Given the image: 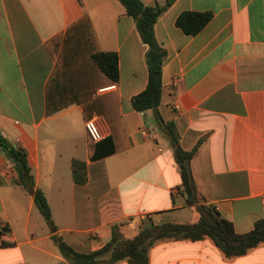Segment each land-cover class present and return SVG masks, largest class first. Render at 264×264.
Segmentation results:
<instances>
[{"label":"crops","instance_id":"crops-1","mask_svg":"<svg viewBox=\"0 0 264 264\" xmlns=\"http://www.w3.org/2000/svg\"><path fill=\"white\" fill-rule=\"evenodd\" d=\"M183 11L212 16L198 33L187 35L175 25ZM83 15L100 50L118 56L116 88L98 93L110 84L102 85L95 94H117L120 126L111 129L93 112L104 133L97 142L86 134L80 104L46 113V85L65 41L61 35ZM76 33L73 28L67 35ZM154 34L167 52L159 113L164 122H174L183 149L197 145L190 168L199 194L237 233L248 232L264 217V0H174L158 17ZM146 49L118 0H0V133L26 150L51 214L50 194L59 214H72L71 225L53 224L81 252L101 248L113 224L132 237L148 218H198L179 190L168 137L152 111L137 112L131 105L147 83ZM53 140H63V146ZM74 159L85 163L84 184L73 181ZM15 178L0 149V224L14 241L0 245V264L66 263L46 222L34 214L33 196ZM148 256L147 264H264V245L226 259L210 239L169 240L152 246Z\"/></svg>","mask_w":264,"mask_h":264},{"label":"trees","instance_id":"trees-1","mask_svg":"<svg viewBox=\"0 0 264 264\" xmlns=\"http://www.w3.org/2000/svg\"><path fill=\"white\" fill-rule=\"evenodd\" d=\"M127 15L135 22L141 41L147 46L145 61L147 83L145 88L131 98L132 108L137 112L150 110L154 120L166 134L178 166L186 205L194 208L198 218L192 222H155L150 218L143 220L136 234L125 237L118 224L111 226L110 239L99 249L90 252L76 250L61 235L51 220V212L43 190L35 186L31 167L27 161L26 150L12 144L0 133V149L16 173L15 183L33 196L34 205L46 219L51 238L66 263L60 264H114L127 261L131 264H147L149 250L155 244L169 240L210 239L226 259L247 254L251 249L264 245V217L255 221L253 228L245 233H237L232 222L224 218L217 209L205 202L199 194L190 168V161L197 151V145L185 150L180 144V135L174 122H164L158 107L162 96V66L167 52L154 34V24L158 17L174 0L164 4L145 5L141 0H118ZM210 12L183 11L175 25L185 34L198 33L210 20ZM75 28L78 33L67 35ZM65 41L55 56L56 65L46 85V113L52 114L71 103L82 107L84 119L93 112L105 117L111 129L120 126V113L116 93L96 95V88L116 84L119 78L118 56L115 52L101 51L90 19L81 16L71 24L64 35ZM115 149H118L117 147ZM72 178L76 184L87 180L85 163L72 160ZM5 225L0 229V245H13L14 241L5 237ZM27 264V263H18Z\"/></svg>","mask_w":264,"mask_h":264},{"label":"rangeland","instance_id":"rangeland-1","mask_svg":"<svg viewBox=\"0 0 264 264\" xmlns=\"http://www.w3.org/2000/svg\"><path fill=\"white\" fill-rule=\"evenodd\" d=\"M63 143H64V141L63 140H53V144L54 145H57V144H61V147L63 146ZM60 146V145H59ZM76 155V154H75ZM60 165L62 166V163H60ZM66 192V191H65ZM67 193V192H66ZM50 198V204H51V208H52V210H53V212H52V214H51V220H52V222L53 223H56V224H59V223H67V224H69V225H71V215L72 214H59V206H60V204L55 200V198H54V196L53 195H51L50 194V196H49ZM69 201V200H68ZM67 201V202H68ZM49 205V204H48ZM69 207V213H70V204L69 203H66L65 205H64V207L66 208V207ZM49 208H50V206H49ZM50 212H51V210H50ZM34 214H35V216L39 219V220H41V222H43V221H45L46 222V228L50 231V227H49V224L47 223V221H46V219L40 214V212L39 211H37V209L35 208L34 209ZM65 234H67V233H65V232H61V233H59V235H65ZM63 237V236H62ZM47 245L48 246H51V245H53V242L52 241H49L48 243H47Z\"/></svg>","mask_w":264,"mask_h":264},{"label":"built area","instance_id":"built-area-1","mask_svg":"<svg viewBox=\"0 0 264 264\" xmlns=\"http://www.w3.org/2000/svg\"><path fill=\"white\" fill-rule=\"evenodd\" d=\"M116 88V84H111L109 86L100 87L98 88V93H103L106 91L114 90ZM84 128L86 131L87 136L94 142H97L103 138V131L100 129L98 125V116L93 115L91 118L86 119L84 121ZM262 201L264 205V193L262 194ZM3 224H0V229L2 228Z\"/></svg>","mask_w":264,"mask_h":264}]
</instances>
